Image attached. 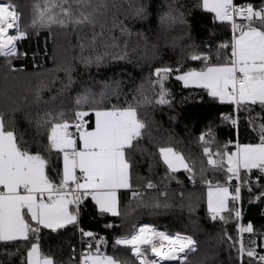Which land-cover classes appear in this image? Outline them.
<instances>
[{"label":"trees","instance_id":"1","mask_svg":"<svg viewBox=\"0 0 264 264\" xmlns=\"http://www.w3.org/2000/svg\"><path fill=\"white\" fill-rule=\"evenodd\" d=\"M11 2L21 14L20 30L27 35L16 42L19 55L0 57V114L6 128L22 137L23 147L46 156L54 181L59 180L62 160L43 147L48 129L44 121L59 113L72 121L73 113L81 110L77 98L89 97V105L82 108L132 105L146 125L142 138L127 153L132 189L140 196L133 198L132 190L122 191L118 216L100 214L88 198L76 225L56 232L41 229V252L56 264H79L82 254L89 251L88 244L94 252L102 238L101 253L120 264H138L130 249L115 241L147 222L194 238L196 248L187 255V264H260L255 257H241L238 241L242 239L246 249L254 248L257 257L264 255V177L257 170L251 174L242 170L241 180L229 184L224 170L208 165L203 149L223 153L235 151L237 142L259 143L258 126L264 119L257 117H264V109L251 106L237 111L235 105L211 98L202 88L184 87L175 78L190 69L225 63L231 49L220 50L219 45L231 43L230 25L215 21L214 14L202 9V0H70L73 20L83 13L91 22L33 29L36 6L43 9L46 0ZM235 3L264 7V0ZM54 11L59 14L61 9ZM201 54L210 60L191 59ZM165 67L174 70L164 81L171 103L161 105L156 103L159 86L154 73ZM226 116L236 119L237 125ZM90 119L94 121V116ZM208 132L211 136L205 140L210 143L205 144L200 136ZM162 147L182 154L193 168L195 184L187 171L168 170L159 153ZM209 182L211 186L230 185L231 192L241 183L239 201H229L230 209L241 212L239 219L234 212L223 214L226 222L211 219L206 202ZM149 183L155 187L149 189ZM240 224H251L253 233L241 234ZM81 229L94 233L95 240L82 236ZM33 242L35 238L0 242V264H24Z\"/></svg>","mask_w":264,"mask_h":264},{"label":"snow or ice","instance_id":"2","mask_svg":"<svg viewBox=\"0 0 264 264\" xmlns=\"http://www.w3.org/2000/svg\"><path fill=\"white\" fill-rule=\"evenodd\" d=\"M78 2L87 3V0ZM65 4L69 7L65 8ZM57 7L61 9L59 14L54 11ZM201 7L214 14L215 21L230 25L231 43L219 45L220 50L231 49L229 59L200 71L189 70L175 78L182 81L184 87L202 88L211 98L235 105L237 111L251 106L264 109V7L256 8L252 3L237 5L234 0H202ZM20 20L17 5L11 0H0V57L19 55L16 42L27 35L26 31L20 30ZM68 22L83 24L91 21L83 13L79 19L73 20L70 0H46L43 9L36 6L30 26L36 29L52 24L63 26ZM13 31L16 34H11ZM191 59L208 62L210 57L201 54L193 55ZM173 71L167 67L155 70L159 86L157 104L171 103L166 98L169 92L164 81ZM89 103L87 95L77 98L76 105L81 110L73 113L72 121L64 119V113L49 116L44 121L48 129L47 144L43 147L48 153L55 152L62 160L58 182L49 176L46 156L41 151L31 152L23 147L22 137L15 129L6 128L5 118L0 114V242H27L35 238L36 242L27 250L24 264H56L53 257L41 252L39 233L41 229L56 232L68 225H76L81 206L88 198L95 202L100 214L118 216L120 190H132L133 198L140 196L132 189V165L127 156L142 138L146 127L139 119L137 107H81ZM92 116L94 121L90 119ZM225 119H231L234 126L238 123L228 116ZM206 135L211 136V132L202 134L200 140L209 144ZM258 136L259 143L237 142L232 152H213L211 147H205L203 152L208 165L224 170L229 184L241 180L242 170L248 174L257 170L264 177V123L258 126ZM159 153L170 172L183 168L191 174L189 178L194 179L193 168L181 154L166 147L160 148ZM147 187L154 185L149 183ZM240 191L239 184L234 192H230L229 187L217 185L213 188L209 182L208 212L211 219L226 222L225 212H234L235 218L239 219L241 212L230 209L229 201H239ZM80 231L82 236L95 240L94 233ZM238 231L253 233L254 229L251 224L239 225ZM102 243V238L96 242L94 252L89 243V251L82 254L80 264H119L112 256L101 253ZM115 243L129 246L139 264H187V253L196 248V241L191 236L168 234L149 225L140 226L133 234L118 238ZM238 243L241 257H255L264 264V255L257 257L254 248L246 249L242 239Z\"/></svg>","mask_w":264,"mask_h":264},{"label":"built area","instance_id":"3","mask_svg":"<svg viewBox=\"0 0 264 264\" xmlns=\"http://www.w3.org/2000/svg\"><path fill=\"white\" fill-rule=\"evenodd\" d=\"M234 2H235V0H234ZM237 4V3H236ZM238 5V4H237ZM239 22V21H238ZM11 34H16L15 33V31H13V32H11ZM16 47H17V44H16ZM191 180V183L193 184H195V179H190ZM152 185H154L153 183H151ZM154 187H155V185H154ZM154 187H152V188H154ZM152 188H149V189H152ZM240 196H241V191H240ZM144 225H149V226H151V227H153V228H155V229H157L158 231H163V232H166V233H168V234H175V233H170V232H167V231H164V230H160L159 228H157L156 226H154V225H152V224H150V223H147V222H145V223H141V224H139L137 227H136V230L140 227V226H144ZM135 230V231H136ZM134 233V232H133ZM132 233V234H133ZM176 233H179V232H176ZM181 234H183V235H188V234H185V233H181ZM131 235V234H130ZM130 235H126V236H130ZM188 236H190V235H188ZM122 237H125V236H121V237H119V238H122ZM193 238V237H192ZM193 240H194V238H193ZM122 247H123V245H121ZM124 247H127V248H129L130 249V247L129 246H124ZM130 252H131V249H130ZM190 252H188L187 253V255L189 254ZM131 254H132V252H131ZM133 255V254H132ZM82 257V256H81ZM133 257H134V255H133ZM135 258V257H134ZM136 259V258H135ZM81 260V259H80ZM137 260V259H136ZM137 263L139 264V262H138V260H137ZM163 263H165V262H163ZM80 264V263H79Z\"/></svg>","mask_w":264,"mask_h":264},{"label":"rangeland","instance_id":"4","mask_svg":"<svg viewBox=\"0 0 264 264\" xmlns=\"http://www.w3.org/2000/svg\"><path fill=\"white\" fill-rule=\"evenodd\" d=\"M68 121H70V120H68ZM166 148H169V147H166ZM175 151V150H174ZM176 152V151H175ZM179 154H181V153H179ZM182 155V154H181ZM185 160V159H184ZM186 162V161H185ZM181 169H183V168H181ZM194 184V183H193ZM221 186H225V187H229V190H230V192H231V186L230 185H221ZM213 188H215L216 186H212ZM208 191H209V187H207V196H206V202H207V207H208ZM232 192H234V191H232ZM241 225V224H240ZM120 264V263H119Z\"/></svg>","mask_w":264,"mask_h":264},{"label":"crops","instance_id":"5","mask_svg":"<svg viewBox=\"0 0 264 264\" xmlns=\"http://www.w3.org/2000/svg\"><path fill=\"white\" fill-rule=\"evenodd\" d=\"M190 70H196V69H190ZM188 71H189V70H188ZM196 71H200V70H196ZM186 72H187V71H186ZM184 73H185V72H184ZM181 74H183V73H181ZM181 74H180V75H181ZM181 82H182V81H181ZM182 84H183V82H182ZM189 87H195V86H189ZM122 191H125V192L128 191V192H129V191H131V190H129V189H122V190H120V192L118 193V200H119L118 208L120 207V197H121V196H120V193H121ZM80 259H81V258H80ZM79 263H80V262H79Z\"/></svg>","mask_w":264,"mask_h":264},{"label":"water","instance_id":"6","mask_svg":"<svg viewBox=\"0 0 264 264\" xmlns=\"http://www.w3.org/2000/svg\"><path fill=\"white\" fill-rule=\"evenodd\" d=\"M85 253V252H84ZM168 263H173V262H165V263H163V264H168Z\"/></svg>","mask_w":264,"mask_h":264},{"label":"bare ground","instance_id":"7","mask_svg":"<svg viewBox=\"0 0 264 264\" xmlns=\"http://www.w3.org/2000/svg\"><path fill=\"white\" fill-rule=\"evenodd\" d=\"M241 183H239V185H240Z\"/></svg>","mask_w":264,"mask_h":264}]
</instances>
